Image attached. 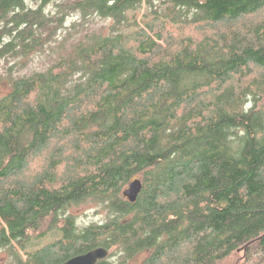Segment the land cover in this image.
I'll use <instances>...</instances> for the list:
<instances>
[{"label":"trees","instance_id":"16d2710c","mask_svg":"<svg viewBox=\"0 0 264 264\" xmlns=\"http://www.w3.org/2000/svg\"><path fill=\"white\" fill-rule=\"evenodd\" d=\"M2 85L7 264H264V0H0Z\"/></svg>","mask_w":264,"mask_h":264},{"label":"rangeland","instance_id":"374dc122","mask_svg":"<svg viewBox=\"0 0 264 264\" xmlns=\"http://www.w3.org/2000/svg\"><path fill=\"white\" fill-rule=\"evenodd\" d=\"M103 22L104 21H102V23ZM44 61L36 59L28 66L27 70H41L43 66L48 64ZM21 72L24 73L25 69H22ZM6 90L7 88L5 85L0 86V97L6 92ZM66 212L75 216V224L78 228H83L84 226H87L91 223H103L106 220V210L89 199L84 202L69 206ZM56 234V232H50L43 238L32 239L30 243H28L27 249H35L49 243L56 237ZM146 256V251L139 253L133 260V264L141 262ZM9 261V254L7 250L2 249L0 251V264H7Z\"/></svg>","mask_w":264,"mask_h":264},{"label":"water","instance_id":"95a60500","mask_svg":"<svg viewBox=\"0 0 264 264\" xmlns=\"http://www.w3.org/2000/svg\"><path fill=\"white\" fill-rule=\"evenodd\" d=\"M142 187L141 180L135 178L129 182L124 189L123 194L129 201H135ZM109 251L104 247H96L85 253L73 256L60 264H95L98 260L107 257Z\"/></svg>","mask_w":264,"mask_h":264},{"label":"bare ground","instance_id":"6f19581e","mask_svg":"<svg viewBox=\"0 0 264 264\" xmlns=\"http://www.w3.org/2000/svg\"><path fill=\"white\" fill-rule=\"evenodd\" d=\"M143 22V21H142Z\"/></svg>","mask_w":264,"mask_h":264}]
</instances>
